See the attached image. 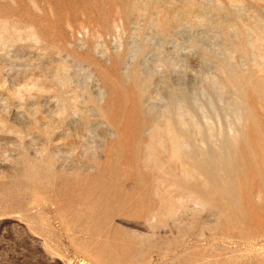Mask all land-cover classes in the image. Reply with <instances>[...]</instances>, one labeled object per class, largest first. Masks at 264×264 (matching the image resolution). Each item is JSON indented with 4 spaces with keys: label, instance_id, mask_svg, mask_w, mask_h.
Wrapping results in <instances>:
<instances>
[{
    "label": "rangeland",
    "instance_id": "374dc122",
    "mask_svg": "<svg viewBox=\"0 0 264 264\" xmlns=\"http://www.w3.org/2000/svg\"><path fill=\"white\" fill-rule=\"evenodd\" d=\"M0 264H264V0H0Z\"/></svg>",
    "mask_w": 264,
    "mask_h": 264
}]
</instances>
